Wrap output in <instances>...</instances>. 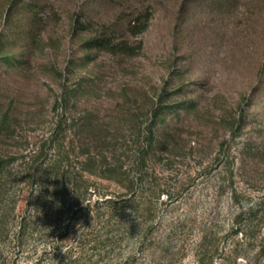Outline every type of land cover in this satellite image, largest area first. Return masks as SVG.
<instances>
[{"label": "rangeland", "instance_id": "374dc122", "mask_svg": "<svg viewBox=\"0 0 264 264\" xmlns=\"http://www.w3.org/2000/svg\"><path fill=\"white\" fill-rule=\"evenodd\" d=\"M89 113L119 129L126 165L149 147L145 186L164 191L148 239L111 264H152L149 239L171 234L176 264L201 243L205 264H262L264 0H0V120L16 131L0 142L36 147ZM4 227L0 264H55Z\"/></svg>", "mask_w": 264, "mask_h": 264}, {"label": "trees", "instance_id": "16d2710c", "mask_svg": "<svg viewBox=\"0 0 264 264\" xmlns=\"http://www.w3.org/2000/svg\"><path fill=\"white\" fill-rule=\"evenodd\" d=\"M141 24L138 16L133 28ZM59 118L39 146L14 149L0 142V236L10 232L5 225L17 222L19 235H35L42 243L41 250L34 249L41 260L111 264L125 241L136 233L147 238L152 231L154 199L164 191L145 186L149 147L140 145L134 162L126 165L119 129L104 126L93 113L77 124L70 115ZM9 120V115L0 120V132L13 140ZM172 235L157 243L149 239L152 264H176L181 251L172 247ZM200 249L198 264H205L208 253ZM258 257L264 260V238ZM128 258L117 264H138L136 253Z\"/></svg>", "mask_w": 264, "mask_h": 264}, {"label": "clouds", "instance_id": "9594fccd", "mask_svg": "<svg viewBox=\"0 0 264 264\" xmlns=\"http://www.w3.org/2000/svg\"><path fill=\"white\" fill-rule=\"evenodd\" d=\"M83 228H81L79 230V232L82 230ZM64 253L67 252V249H62ZM50 253H52L53 249H50L49 250ZM137 256H138V264H145V261H144V257H143V254H140V253H137ZM55 264H57V261H55Z\"/></svg>", "mask_w": 264, "mask_h": 264}]
</instances>
